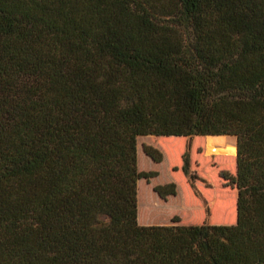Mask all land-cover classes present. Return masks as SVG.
Segmentation results:
<instances>
[{
    "label": "trees",
    "instance_id": "obj_1",
    "mask_svg": "<svg viewBox=\"0 0 264 264\" xmlns=\"http://www.w3.org/2000/svg\"><path fill=\"white\" fill-rule=\"evenodd\" d=\"M146 135L197 195L192 138L233 135L234 223L138 224ZM0 264H264V0H0Z\"/></svg>",
    "mask_w": 264,
    "mask_h": 264
},
{
    "label": "rangeland",
    "instance_id": "obj_2",
    "mask_svg": "<svg viewBox=\"0 0 264 264\" xmlns=\"http://www.w3.org/2000/svg\"><path fill=\"white\" fill-rule=\"evenodd\" d=\"M194 136L190 146V167L196 172L198 180L197 195L190 187L181 171V154L184 151L185 138L181 136H138L136 139L137 170L154 171L156 175L136 181L137 222L140 225L197 224L205 220V208L208 209V221L215 224H231L235 221V190L222 184L218 171L224 170L233 175L235 171L234 155L206 153V145L225 141L233 143L235 137ZM209 137L215 139L208 140ZM212 143V144H213ZM143 145L155 147L162 156L160 162L152 161L142 151ZM173 182L175 194L161 199L152 190L157 184Z\"/></svg>",
    "mask_w": 264,
    "mask_h": 264
},
{
    "label": "water",
    "instance_id": "obj_3",
    "mask_svg": "<svg viewBox=\"0 0 264 264\" xmlns=\"http://www.w3.org/2000/svg\"><path fill=\"white\" fill-rule=\"evenodd\" d=\"M205 136H207V135H205ZM209 136H219V135H209ZM233 136V135H232ZM235 153H236V147H235Z\"/></svg>",
    "mask_w": 264,
    "mask_h": 264
},
{
    "label": "crops",
    "instance_id": "obj_4",
    "mask_svg": "<svg viewBox=\"0 0 264 264\" xmlns=\"http://www.w3.org/2000/svg\"><path fill=\"white\" fill-rule=\"evenodd\" d=\"M191 224V223H190Z\"/></svg>",
    "mask_w": 264,
    "mask_h": 264
}]
</instances>
